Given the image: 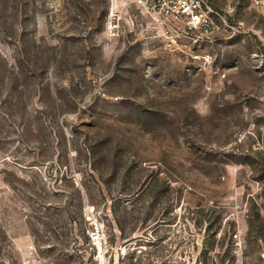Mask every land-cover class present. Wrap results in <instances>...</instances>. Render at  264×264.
<instances>
[{
    "label": "rangeland",
    "instance_id": "374dc122",
    "mask_svg": "<svg viewBox=\"0 0 264 264\" xmlns=\"http://www.w3.org/2000/svg\"><path fill=\"white\" fill-rule=\"evenodd\" d=\"M129 2L0 0V264H264V6Z\"/></svg>",
    "mask_w": 264,
    "mask_h": 264
},
{
    "label": "built area",
    "instance_id": "2783aa9c",
    "mask_svg": "<svg viewBox=\"0 0 264 264\" xmlns=\"http://www.w3.org/2000/svg\"><path fill=\"white\" fill-rule=\"evenodd\" d=\"M130 4L153 15L160 24L171 25L182 32H197L199 39L221 29H229L226 20L215 10L210 0H129ZM256 7L264 6V0H252ZM175 43V41H172ZM104 238L98 230L90 239L97 243Z\"/></svg>",
    "mask_w": 264,
    "mask_h": 264
},
{
    "label": "trees",
    "instance_id": "16d2710c",
    "mask_svg": "<svg viewBox=\"0 0 264 264\" xmlns=\"http://www.w3.org/2000/svg\"><path fill=\"white\" fill-rule=\"evenodd\" d=\"M134 202H135V200L126 201V203H128V205H132V204H134ZM123 203L124 202H122V200H119L118 202H115L114 205L123 204ZM112 215L114 216V218L117 217L115 219H118V216H117V213L115 210L112 211ZM199 223H202V221ZM116 225H117V230L119 232V238L121 240H128L127 242H131L133 239H136L133 237L137 234V231H140V229H138L136 227H127L125 224H121L120 222L116 223ZM129 264H138V261L136 260L135 262H133V260L130 259ZM204 264H209V261L206 259L204 261ZM220 264H224V261L221 260Z\"/></svg>",
    "mask_w": 264,
    "mask_h": 264
},
{
    "label": "crops",
    "instance_id": "0c3cea01",
    "mask_svg": "<svg viewBox=\"0 0 264 264\" xmlns=\"http://www.w3.org/2000/svg\"><path fill=\"white\" fill-rule=\"evenodd\" d=\"M263 73H264V64H263ZM263 76H264V74H263Z\"/></svg>",
    "mask_w": 264,
    "mask_h": 264
}]
</instances>
